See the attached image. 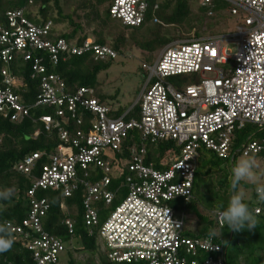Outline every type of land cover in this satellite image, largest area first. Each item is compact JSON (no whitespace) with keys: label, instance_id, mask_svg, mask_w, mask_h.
Segmentation results:
<instances>
[{"label":"built area","instance_id":"obj_1","mask_svg":"<svg viewBox=\"0 0 264 264\" xmlns=\"http://www.w3.org/2000/svg\"><path fill=\"white\" fill-rule=\"evenodd\" d=\"M221 1L230 8L235 31L174 40L157 52L154 62H142L145 80L141 91L121 115L116 114L117 108L102 103L92 88L67 94L62 78L48 73L44 58L33 54L44 50L56 65L61 58L87 51L95 59L115 58L114 50L90 38L80 46L65 38L52 41L47 37L51 22L39 26L22 9L7 12L8 27L0 28V115L21 122L40 105L54 106L57 115L64 113V107L74 114L78 105L93 113L87 132L60 130L63 143L49 155L38 175L33 171L43 152L32 151L14 164L17 173L32 174L34 179L28 190L27 216L20 223L6 224L12 239L31 253L32 264H57L61 253L71 250L74 256L84 250L77 251L73 245L77 236L69 206L64 201L61 204L66 214L63 224L70 235L66 240L44 229L42 218L50 203L36 196L37 190L51 189L61 191L65 199L79 188L83 189L85 233L97 239L96 264L99 254L117 263L227 264L219 234L218 239L186 235L183 206L194 197L200 148L224 159L233 160L238 153L255 155L264 163V136L236 144L237 131L247 123L264 126V0ZM213 2L199 1L207 8ZM158 5L157 0H114L110 14L124 25L139 26L149 9ZM232 42L239 46L233 54L227 49ZM19 56L33 61L34 72L42 75L40 93L32 105L15 92L23 81L10 72V65ZM182 74L193 75L195 80L179 89L169 78ZM135 106L139 117L127 118ZM40 120L46 129L58 125L49 114ZM135 129L140 132L139 141L126 144L129 157L124 158L120 155L124 141ZM148 140L176 141L179 149L146 163ZM114 180H120L115 187ZM263 209L264 203L257 199L254 212ZM211 213L221 229L218 210Z\"/></svg>","mask_w":264,"mask_h":264},{"label":"trees","instance_id":"obj_2","mask_svg":"<svg viewBox=\"0 0 264 264\" xmlns=\"http://www.w3.org/2000/svg\"><path fill=\"white\" fill-rule=\"evenodd\" d=\"M114 0H0V28L8 27L7 12L15 9H22L24 16L42 26L51 22L48 39L55 41L65 38L68 42L80 46L88 38L95 44L105 45L117 54L115 58L95 59L93 52L87 51L80 55H70L64 60L62 58L54 65L44 50H37L34 56L44 58L48 73H55L65 82V92L75 94L81 87L94 89V95L104 104L113 107L109 103V98L114 100L117 94L105 95L97 92V88L102 83L99 76L107 71L113 61L119 56L131 51L138 50L154 56L159 50L174 40H188L201 38L204 35H222L235 31L234 17L232 18L221 13L219 2L214 0L213 4L202 7L200 0H157L158 8L149 9L145 21L139 26H127L110 14V5ZM222 7L224 6L221 4ZM206 28V29H204ZM230 31V32H228ZM33 61L24 60L21 56L17 57L10 65V72L18 76L23 84L15 88V92L21 100L28 105H32L37 100L40 93V74L34 72ZM181 83L175 85L181 89L188 82L194 81V76L182 74L175 76ZM117 106V115L123 114L129 107ZM64 107L62 115L56 114L54 106H34L31 109L30 117L21 122H12L8 118L0 115V175L1 190L11 188L13 195L8 200L0 201V224L6 222L20 223L26 216L29 208L28 190L32 186L33 175L40 173L41 167L47 163L49 155L56 152L57 147L63 143L60 138V130L65 129L69 132L82 130L87 132L91 127L93 113L78 105L77 111L73 114ZM49 114L58 125H52L46 129L40 116ZM139 117V107L135 106L127 115V118ZM78 120L81 122L78 123ZM237 131V143L245 140L244 129ZM264 126L260 132H263ZM256 133L257 135L260 133ZM255 135V136H257ZM264 132L257 136L262 137ZM139 130H131L129 137L125 139L122 157H129L126 144L139 141ZM133 137L134 140H131ZM254 138L253 134L250 136ZM245 138V139H244ZM131 140V141H130ZM147 147L146 163L167 153L170 149L177 150L179 146L176 141L161 140L145 142ZM32 151L43 152V156L36 163L33 175L26 176L17 173L13 169L14 164L23 159ZM193 193L194 197L186 203L183 208L196 202L207 210L217 209L226 206V202L219 199V195L227 196L230 187L231 175L225 173L222 168L221 160L230 158H220L212 150L204 147L200 148ZM217 177V179H215ZM219 177V178H218ZM120 180H114L113 186H117ZM247 185V183H245ZM255 199H257V194ZM83 189L73 191L69 197H63L59 190H37V197H44L49 200L50 208L42 218L45 230L51 234L58 235L63 239L70 240L68 228L63 224L66 214L61 208L64 201L70 208L71 216L74 219V230L77 241L81 245L76 246V250L82 249L90 252V257L85 264H96L94 255L97 252L96 237H88L85 233L82 206ZM195 200V201H194ZM119 199L115 200L117 204ZM249 208L254 210L255 202L245 200ZM255 213V212H254ZM258 220L254 231L241 230L233 232L226 226L216 232L225 245L227 264H264V209L256 214ZM102 218V217H101ZM103 220V219H101ZM200 223L193 232L187 230L186 235L203 237L210 235L213 229V221L204 215L199 214ZM10 232V230H9ZM11 233V232H10ZM218 239V237L215 235ZM12 238V234H11ZM75 240V239H74ZM72 240V241H74ZM14 241V240H13ZM67 264H82L75 259L71 250ZM59 262V261H58ZM99 264H136V263H117L108 260L99 254ZM0 264H32L31 253L21 245V242L14 241L11 249L0 253ZM58 264V263H57Z\"/></svg>","mask_w":264,"mask_h":264},{"label":"rangeland","instance_id":"obj_3","mask_svg":"<svg viewBox=\"0 0 264 264\" xmlns=\"http://www.w3.org/2000/svg\"><path fill=\"white\" fill-rule=\"evenodd\" d=\"M223 4L224 6L222 7ZM219 2V8L221 10V13L224 15L232 18L230 13V8L227 3H221ZM235 27V24L233 25V28ZM206 29V28H204ZM230 32V31H228ZM212 35H204L203 37H209ZM202 38V37H201ZM227 43H224L226 45ZM236 42L228 43L227 49L228 51L233 54L237 51ZM157 53L152 57L148 53H144L141 51H131L125 55L119 56L117 59L113 61V64L111 67L100 74L99 80L102 82L99 87L97 88V92L105 95H114L117 94V97L114 100H111L109 98V103H112L113 107L117 106H132L135 101L137 100V97L139 95V92L141 91L142 85L145 80V74L141 68L142 62L152 63L156 60ZM171 82L175 83H181V81L176 78L172 77L169 78ZM195 80V79H194ZM191 82H188L189 84ZM128 106V107H129ZM246 128L244 129V138L245 140H248L249 137L253 134L255 139L257 136H260L263 132H260L261 127L258 125H254L251 123L246 124ZM260 132L258 135L256 133ZM257 135V136H255ZM264 135H262L263 137ZM260 137V138H262ZM243 140V142L245 141ZM243 154L238 153L235 159L232 160L226 159L221 160L222 162V168L225 173L230 174V169L232 164ZM252 157L257 165L255 171L258 177V183L264 184V163L261 161V159L258 156L250 155ZM219 178V177H218ZM217 179V177H215ZM240 191L244 195V200H251L253 202H256L257 199H255V185L249 184L247 185L243 182L240 184ZM230 192V191H229ZM229 197V193L227 196H223V194L219 195V199L225 202ZM195 201V200H194ZM227 203V202H226ZM186 210V228L190 231H195L200 223L199 220V214L209 217L213 221V229L215 231L217 230V225L215 224V220L212 218L213 215L211 210H207L203 206H199L196 204V202L192 203V205H189ZM215 221V222H214ZM219 229V228H218ZM73 245H81L77 239L73 241ZM90 252H86L85 250H82V252H77L74 254V258L79 260L82 264H85L88 257H90ZM69 259V252H64L60 254L59 262L58 264H67Z\"/></svg>","mask_w":264,"mask_h":264},{"label":"clouds","instance_id":"obj_4","mask_svg":"<svg viewBox=\"0 0 264 264\" xmlns=\"http://www.w3.org/2000/svg\"><path fill=\"white\" fill-rule=\"evenodd\" d=\"M256 167L254 159L248 155H242L231 166L230 195L226 206H222L218 210V219L221 226H226L230 231L240 232L245 229L254 231L257 227L258 220L254 210L249 208L244 200L243 193L240 191L241 182L254 184L258 201L264 203V184L257 182ZM12 195L13 189L11 188L0 190V201L8 200ZM218 234L215 230L210 233L211 236ZM13 243L9 226L0 224V253L9 251Z\"/></svg>","mask_w":264,"mask_h":264}]
</instances>
